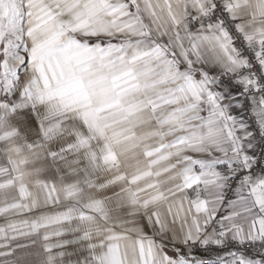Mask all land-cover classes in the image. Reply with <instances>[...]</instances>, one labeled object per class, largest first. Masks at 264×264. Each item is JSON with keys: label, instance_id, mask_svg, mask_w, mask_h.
<instances>
[{"label": "crops", "instance_id": "0c3cea01", "mask_svg": "<svg viewBox=\"0 0 264 264\" xmlns=\"http://www.w3.org/2000/svg\"><path fill=\"white\" fill-rule=\"evenodd\" d=\"M203 1L0 0V264H209L197 243L264 239V175L217 216V165L253 142L216 83L242 58L188 25ZM223 1L257 48L264 0Z\"/></svg>", "mask_w": 264, "mask_h": 264}, {"label": "built area", "instance_id": "2783aa9c", "mask_svg": "<svg viewBox=\"0 0 264 264\" xmlns=\"http://www.w3.org/2000/svg\"><path fill=\"white\" fill-rule=\"evenodd\" d=\"M188 25L220 27L243 60V64L236 69L224 70L216 76L218 85L227 87L239 97L242 118L253 142L246 166L240 163L226 165L222 162L217 165L223 178L221 208L217 211L220 217L224 214V207L236 198L244 177L256 179L264 175V30L257 48H254L223 0H204L202 13L189 18ZM196 253L209 264H230L228 259L235 256L254 258L256 261L253 264H264V239L206 240L196 244Z\"/></svg>", "mask_w": 264, "mask_h": 264}]
</instances>
